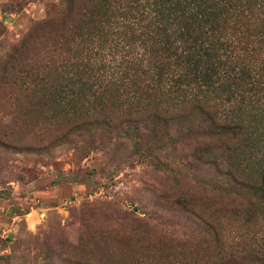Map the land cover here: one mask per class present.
Instances as JSON below:
<instances>
[{"label":"rangeland","instance_id":"rangeland-1","mask_svg":"<svg viewBox=\"0 0 264 264\" xmlns=\"http://www.w3.org/2000/svg\"><path fill=\"white\" fill-rule=\"evenodd\" d=\"M63 2L0 0V264H192L235 252L241 241L246 252L264 248L262 203L252 205L260 208L257 217L245 221L250 204L213 198L178 170L179 138L191 134L190 126L189 133L158 129L138 140L64 136L73 110L49 104L59 77H73L61 71L74 60L64 51L70 43ZM73 21L81 25L76 13ZM73 40L75 49L80 39ZM26 144L37 149H22ZM238 145L230 142L217 154L247 177L235 161ZM180 195L217 223L220 245L165 210V197ZM90 204L101 208L87 226L94 237L84 239L80 214ZM129 218L147 230L133 229ZM242 262L249 264L246 257Z\"/></svg>","mask_w":264,"mask_h":264},{"label":"trees","instance_id":"trees-1","mask_svg":"<svg viewBox=\"0 0 264 264\" xmlns=\"http://www.w3.org/2000/svg\"><path fill=\"white\" fill-rule=\"evenodd\" d=\"M63 4L70 43L64 51L74 60L61 71L73 77H59L49 104L53 110H73L64 136L76 141L138 140L158 129L165 135L186 129L189 133L190 126L191 134L179 138L180 173L208 188L213 198L247 202L251 206L245 221L255 219L257 206L262 203L264 209V0ZM75 13L80 26L73 23ZM74 38L80 40L72 49ZM60 139L57 135L53 141ZM230 142L239 144L234 147L239 150L235 161L249 176H237L232 162L217 154ZM23 148L37 149L28 144ZM256 164L253 171L258 173L251 171ZM165 200L167 212L220 245L217 223L196 210L190 199L180 195ZM100 208L101 204H90L81 210L84 239L94 237L87 226ZM129 219L133 229L147 230L138 219ZM176 224H168L166 232ZM110 229L107 224L101 227L105 233ZM246 246L241 241L235 252L192 264H245L244 257L249 264H264V248L257 245L246 252Z\"/></svg>","mask_w":264,"mask_h":264}]
</instances>
